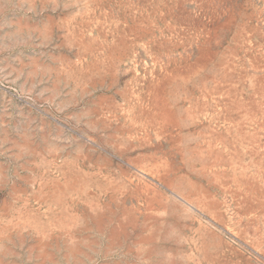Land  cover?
Masks as SVG:
<instances>
[{
  "label": "rangeland",
  "instance_id": "1",
  "mask_svg": "<svg viewBox=\"0 0 264 264\" xmlns=\"http://www.w3.org/2000/svg\"><path fill=\"white\" fill-rule=\"evenodd\" d=\"M0 264H264V0H0Z\"/></svg>",
  "mask_w": 264,
  "mask_h": 264
}]
</instances>
